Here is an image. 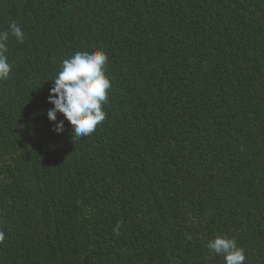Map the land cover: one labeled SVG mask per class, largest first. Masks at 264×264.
I'll list each match as a JSON object with an SVG mask.
<instances>
[{
  "label": "trees",
  "instance_id": "1",
  "mask_svg": "<svg viewBox=\"0 0 264 264\" xmlns=\"http://www.w3.org/2000/svg\"><path fill=\"white\" fill-rule=\"evenodd\" d=\"M12 22L0 264H225L221 234L264 264V0H0ZM93 48L106 118L57 134L52 79Z\"/></svg>",
  "mask_w": 264,
  "mask_h": 264
},
{
  "label": "clouds",
  "instance_id": "2",
  "mask_svg": "<svg viewBox=\"0 0 264 264\" xmlns=\"http://www.w3.org/2000/svg\"><path fill=\"white\" fill-rule=\"evenodd\" d=\"M9 35L23 42L24 33L15 22L9 24V31L0 32V81L6 80L11 72L8 62L7 40ZM108 57L103 49L76 52L71 58L62 61L61 70L52 79L48 102L53 105L47 111V118L53 123V130L64 131L65 120L73 126L76 137L91 135L106 118L103 105L108 103V90L111 82L106 73ZM65 120H58L57 114ZM119 225H117V230ZM4 233L0 231V241ZM210 253L222 255L225 264H244L245 252L235 239L216 235L208 241Z\"/></svg>",
  "mask_w": 264,
  "mask_h": 264
}]
</instances>
